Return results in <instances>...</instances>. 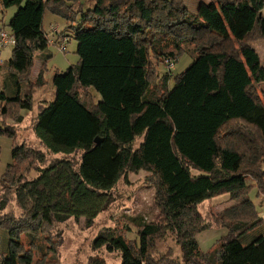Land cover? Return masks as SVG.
Returning a JSON list of instances; mask_svg holds the SVG:
<instances>
[{
	"label": "trees",
	"instance_id": "trees-1",
	"mask_svg": "<svg viewBox=\"0 0 264 264\" xmlns=\"http://www.w3.org/2000/svg\"><path fill=\"white\" fill-rule=\"evenodd\" d=\"M83 1L0 0L18 8L1 67L0 136L12 148L0 177V264H58L54 226H91L118 183L141 171L157 222L138 224L137 240L111 232L94 248L119 252L121 264H264V224L248 198L252 190L264 197V65L252 46L264 43V0L200 3L192 19L180 0H91L88 9ZM46 12L65 19L79 62L53 76V101L38 104L32 130L43 152L20 143L14 124L46 86L47 55L32 77L49 46ZM189 51L181 74L159 75L165 58ZM222 195L235 205L207 222L198 206ZM11 202L19 216L3 214ZM214 229L227 234L202 252L196 237ZM167 235L180 249L176 260L153 256Z\"/></svg>",
	"mask_w": 264,
	"mask_h": 264
},
{
	"label": "rangeland",
	"instance_id": "rangeland-1",
	"mask_svg": "<svg viewBox=\"0 0 264 264\" xmlns=\"http://www.w3.org/2000/svg\"><path fill=\"white\" fill-rule=\"evenodd\" d=\"M180 1L190 13L191 16L189 18L192 19L196 13V7L198 4L209 3L212 0ZM83 3V9H88L92 4L91 0H84ZM17 10V7H11L8 9L0 8V30L3 29L5 30L4 32H9L8 23ZM262 12L264 17V10ZM66 26L67 23L65 19L51 15L48 12L44 14L42 27L49 41V46L45 53L39 54L35 58L34 70L36 65H38L37 68L42 67L44 63L42 58L44 56L47 55L50 57V59L44 64L43 75L46 86L43 89L34 92L32 96V110L27 112L23 111L22 121L18 124H14L20 143H27L28 146L39 149L43 152L46 151L42 146H40L32 130V120L37 115L38 104L43 100L48 102L53 101V76L56 73L60 74L66 72L70 67L76 66L79 62V58L76 53L77 43L72 36H70L69 32L65 33ZM54 28L58 29V35L51 32V29ZM60 33H64L70 37L69 39L67 38L68 42L66 43L65 53H61L58 50L57 45H54L57 43L58 38H61ZM50 41L54 44H50ZM252 46L259 54L264 65V43L262 41H258ZM12 50L13 47H8L0 52V60L2 62V65L0 66V76L2 73L0 91L3 90L1 81L4 76L1 67H3V63L10 59ZM190 51L189 53L186 52L185 54H182L178 60H176L177 62L173 60L172 64H169V60L165 58L162 63L163 65L160 67L158 66L157 68L159 75L162 76L165 73L170 72L172 77H175L181 74L194 59L190 54ZM152 65L155 67L156 63H153ZM38 72L39 71H37V74ZM32 77H34L33 73ZM262 87L264 88V85H262ZM91 95L95 96L92 92ZM98 99L99 97H97V101ZM11 148L12 141L6 137L0 136V177L4 174L6 167L11 162ZM48 158L49 160H52L60 157L49 155ZM192 174L197 175V172H192ZM35 176L36 174L34 172L30 175L31 178H34ZM148 178L149 175L141 171L138 174H129L127 183L123 181L119 182L113 193V200L111 204L94 220L91 226H86L84 219L76 221L74 219H67L64 222L57 223L51 231V241L52 243L58 245V264H121V255L119 252H108L105 247L94 248L93 243L98 237L111 232L121 234L128 241L137 240L136 226L138 224L157 222L158 211L154 203V188L148 183ZM248 198L253 203L255 211L263 220L264 224V197L259 195L257 196L256 191L252 190L249 193ZM233 205H235V203L230 200L228 195H222L199 205L198 211L207 222H211L217 215H219L220 212H223ZM9 213L19 216L20 211L15 202L9 203L3 214ZM212 231H215V229ZM212 235V240L216 241L221 234L220 232H212ZM203 237L204 236L200 237L199 241H197L201 251H204L207 248L204 241L207 239H204ZM28 240L29 239L26 235H23L21 238L25 247H27ZM218 241H216L214 245ZM36 243L44 247V240L42 238L36 240ZM214 245H212L205 252L211 250ZM37 252L38 251L35 250L34 254L36 255ZM161 255L172 260H176L181 257L180 249L171 235H167L165 239L159 240L156 243V249L154 250L153 256L158 257Z\"/></svg>",
	"mask_w": 264,
	"mask_h": 264
},
{
	"label": "built area",
	"instance_id": "built-area-1",
	"mask_svg": "<svg viewBox=\"0 0 264 264\" xmlns=\"http://www.w3.org/2000/svg\"><path fill=\"white\" fill-rule=\"evenodd\" d=\"M51 32L52 33H55V34H59L58 32V29L57 28H54V29H51ZM68 42V39L67 38H63V39H59L58 38V41L57 43H53L50 41V44H54V45H57L58 47V50L61 52V53H65L66 52V43ZM14 46V39L12 38V36L10 35V33H7V32H4L3 30L0 31V52L3 50V49H6L8 47H13ZM169 64H172L171 61L168 62ZM2 65V62L0 60V66Z\"/></svg>",
	"mask_w": 264,
	"mask_h": 264
},
{
	"label": "crops",
	"instance_id": "crops-1",
	"mask_svg": "<svg viewBox=\"0 0 264 264\" xmlns=\"http://www.w3.org/2000/svg\"><path fill=\"white\" fill-rule=\"evenodd\" d=\"M210 3V2H209ZM43 18H44V16H43ZM3 30V29H2ZM2 30H0V31H2ZM3 31H5V30H3ZM8 33H10V32H8ZM43 57V56H42ZM38 67V65H36V68H35V70H34V72H33V78H35L38 74H37V71H39V68H37ZM37 74V75H36ZM1 76H2V73H1ZM0 76V80H1V77ZM3 82V80L1 81V83ZM262 85H264V83L263 84H260L259 85V91L264 95V88L262 87ZM42 102H48V101H42ZM21 115H22V112H21ZM212 232H220V239L222 238V237H224L226 234H227V232H226V230L225 229H220V230H215V231H212V230H209V231H205V232H203V233H201V234H199L197 237H196V240L197 241H199V238L200 237H202V236H204L203 238L204 239H207V240H204L205 241V244H206V249L204 250V251H202V252H205V251H207L212 245H214V243L216 242V241H218V240H220L219 238H218V240H212ZM198 243V242H197ZM198 246H199V244H198Z\"/></svg>",
	"mask_w": 264,
	"mask_h": 264
},
{
	"label": "water",
	"instance_id": "water-1",
	"mask_svg": "<svg viewBox=\"0 0 264 264\" xmlns=\"http://www.w3.org/2000/svg\"><path fill=\"white\" fill-rule=\"evenodd\" d=\"M95 143H96V144H99L100 142L96 140Z\"/></svg>",
	"mask_w": 264,
	"mask_h": 264
}]
</instances>
